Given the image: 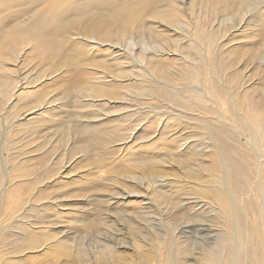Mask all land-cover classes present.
<instances>
[{"label": "bare ground", "instance_id": "bare-ground-1", "mask_svg": "<svg viewBox=\"0 0 264 264\" xmlns=\"http://www.w3.org/2000/svg\"><path fill=\"white\" fill-rule=\"evenodd\" d=\"M28 1L24 4L20 0H0V22L6 24L16 17L19 11L27 14L26 4L36 2ZM126 1L119 4L115 0H43L45 6L37 5L39 11L34 20L10 25L7 30L2 31L0 33V124L3 125L4 120L11 116L9 110L27 107L39 110L44 98V93L40 88L45 83L61 82L63 84L62 93L70 96V92L74 91L72 85L76 89V86L80 84L79 73L85 74L83 72L86 70L93 71V74L87 73L86 79L79 85V87L83 86L80 92V97H83V100L80 99L81 103L94 104L102 101L108 106L117 104L112 107L115 113L120 112L119 109L124 108L123 105L142 109L139 108V104L130 105L131 101H137L135 103L140 101L141 107H144V104L155 102L158 106H154H168L183 113L185 115L183 117L205 118L208 123H205L204 119L201 121L202 125L196 124L205 131L201 133L210 144L207 147L209 149L204 147V150L205 148L208 150L207 152H203L202 149V152L198 153L195 158L189 157L186 153H184L185 156L182 154L169 157L164 154H154V152L145 153L138 159L128 158V162L135 169L141 170V174H135L132 177L128 174L125 179L138 177L146 180L147 186L142 188L143 192L136 191L138 189L128 186L124 177H122L123 180L120 177L117 178L115 184L122 186L128 192L126 195H141L150 191V195H155L156 199L165 200L166 196L154 186L159 184V180L167 177L165 172L172 166L173 171L171 172H174V176L178 175L177 177L180 176L185 181L181 186L185 189L184 186L190 185L196 198L194 197L184 205L181 202V204L178 202V205H174V210L170 214L171 218L191 217L202 222L206 211L208 213L219 212L218 217L221 218L211 217L205 221L210 222L211 225H217V221L221 220L219 221L221 224L218 225L227 232L226 240L224 238L223 253L220 254L215 249L203 248V246H201L203 249H197L194 253L188 247H183V243L178 240L175 243L172 239H164L163 243L158 246V243L149 244L140 237L136 238L135 243L137 250L139 249L136 253L138 256L141 253L142 258L139 256L140 258L131 264H264V148L262 149L261 146L262 141L258 140L264 138V99L258 97V94L255 97L257 92L244 86L247 79L242 71L233 69L231 62L225 60L223 48L226 45H222L221 42L226 38L225 34L232 30L231 25H229L231 28L226 26L229 18L244 17L245 10L258 0H191L186 4L187 8L183 6L184 0H129V4ZM7 5H12V7L8 9ZM185 8L187 12L190 10L194 15L187 17L183 11ZM193 9H196L197 13ZM69 11H71L70 15H68ZM145 18L151 20V23L154 22L156 27L153 29L145 26ZM0 28L1 31L3 27L0 26ZM181 40H186L187 44L182 46ZM40 42L41 45L37 47L36 45ZM27 46L30 48L36 46L35 50L47 56L51 63L58 60L55 61L57 63L52 70L41 79L42 81L38 75L34 81L32 80L27 85L24 83V85L21 83L22 79L14 76L15 70L12 68V63L14 66L20 49ZM149 50L150 53L147 52ZM165 52L166 54L171 53L176 63L173 64L175 62L173 59L171 63L169 57L165 70V66L163 69L160 66V69L155 68V63L157 65L160 63L156 61V54L164 57ZM262 54L257 52V56L254 57L259 64L263 60ZM92 58H98V63L92 62ZM163 61L160 63L162 66ZM69 71L77 72L70 73ZM62 74L67 75L60 77ZM69 83L72 85H67ZM194 85L200 87L195 88ZM108 97L119 98V100L113 102ZM48 101L46 105L52 103V100ZM14 102L12 107L8 104ZM217 103L222 106V110L216 112L214 104L218 105ZM7 104L11 108L4 113ZM153 113L175 116L179 123L195 124L193 120L186 121L180 118L178 113L167 111L163 113L153 111ZM145 115L147 113L141 112V117ZM127 118H130L129 113L118 115L110 121L111 124H118L113 127L119 129H116V133L111 132L112 134L106 132L109 133L107 136H104V133L101 136L102 139L98 140L101 143L99 146L103 147L104 151L117 149L119 148L118 142L132 138L137 120L135 119L132 125ZM156 119V117L152 118V120ZM179 123H174L173 126L166 125L165 128L170 130ZM26 125L18 126L15 130L4 127V130L7 129V133L13 136L26 129ZM66 129L69 130L68 127ZM66 129L64 127L63 131L65 132ZM76 129L74 131L80 137L79 141L73 143L76 148L89 152L97 146L96 136H93L95 129L91 127ZM231 131L234 134L233 137ZM238 135L245 136L251 141L253 152L256 150L254 147H257L261 153L254 155L252 152H242L237 142ZM171 143L174 146L178 142L172 140ZM1 144L2 137L0 138ZM178 147H181V144ZM183 152L179 151L178 154ZM15 155L16 153L11 152L10 162L14 163ZM187 156L186 160L183 159ZM33 162H35L34 159H23L11 166L9 170L7 168L9 164L0 158V222L4 223L9 216L12 217L20 209V206L23 207L21 196L26 195H23L26 189L36 190V193L31 190L33 195L30 190V192L27 191L33 197L31 200L34 202L36 201L34 197L42 193L44 180L51 175L54 176L56 165H45L47 164L45 155L39 156L35 165ZM177 163L185 166L191 165V167L188 166L189 169L181 175L176 170L178 165L175 166V164ZM55 179L57 180V177ZM173 181L179 182L175 178ZM129 188H131L130 191ZM124 193L121 196L124 197ZM5 197L10 200L6 204L9 206L7 208L5 206L7 210L3 209L4 205L2 206L1 203ZM166 201L168 205L173 203L172 199ZM33 202L24 207L25 214L28 212L34 214V210L30 209L35 204ZM2 211L6 213L3 214ZM21 212L23 214V208ZM32 217L37 216L34 214ZM16 223L31 230L28 235L25 233V238L20 241L24 250L33 249L41 241L44 242L45 248L47 245L55 244L63 251L69 249L66 242L57 240L55 236H47L40 229H36L35 224L31 222H22L21 219L13 220L7 227H11L12 224L16 225ZM96 224H98L97 221L94 225ZM6 234L0 232V241L4 237L8 238ZM183 242L187 244V241ZM123 254L106 245L96 250L93 261L95 264H126L123 262L125 261ZM79 255L78 257L82 258ZM185 255H189L190 258L189 256L183 258ZM194 255H197V259L191 258Z\"/></svg>", "mask_w": 264, "mask_h": 264}, {"label": "rangeland", "instance_id": "rangeland-1", "mask_svg": "<svg viewBox=\"0 0 264 264\" xmlns=\"http://www.w3.org/2000/svg\"><path fill=\"white\" fill-rule=\"evenodd\" d=\"M20 1L24 4L29 2L28 0ZM34 1L37 3L32 2V4H26V7L28 8V12H26L27 14L23 11H19L18 15L6 24L0 22V26L3 27L0 33L7 30L10 25L23 24L26 21L34 20L35 17L38 16L37 11H39V9L37 8V5L40 7L45 6L42 2L43 0ZM125 1L126 0H115V2L119 4L125 3ZM184 1L185 4L183 6L186 7V4L191 0ZM126 2L129 4V0ZM9 7H12V5H7L8 9H10ZM186 8L183 9V11H185L187 17L190 18L194 14L191 13L190 10L187 12ZM193 11L197 13L196 9H193ZM245 11L246 13L244 17H230L227 21L226 26L229 27V25H231L232 28H229L232 30H229L227 32L228 34H225L226 38L221 41L222 45H226L223 48V57H225V60L231 62L233 69L243 72V75L247 79V83L244 86L256 91L257 93L255 94V97H257L258 94V97L264 99V0L255 1L254 5L249 6ZM70 14L71 11H69L68 15ZM199 15L203 17L201 14ZM144 24L153 29L156 27V24L154 22L151 23V20L149 21L148 18H145ZM181 44L182 46L183 44L185 46L187 41L181 40ZM40 45L41 42L36 46L38 47ZM36 46H32V48L27 46L20 49L17 54L18 59L14 62L15 67L12 63V68L15 70L14 76H18L22 79V84L25 83L27 85V83H30L32 80L34 81L38 75H40V81H42L41 79L45 77V75H47L55 66V63H57L55 61L58 59L51 63L47 56L35 50V48H37ZM147 52L150 53L151 51L149 50ZM257 52H260V54L263 53L261 64L258 63V60L254 59ZM174 53L176 54V52ZM156 56L157 62L161 63L163 60L165 61H163V66L160 63L159 65L155 63V68L160 69L161 67L163 69L168 63L169 57L171 58V63L173 60L175 61L173 64L176 63V60L172 58L173 56H171V53L166 54L164 57L157 54ZM76 57L78 56L76 55ZM92 59V62L98 63V58ZM107 61L109 62V60ZM99 64H96V66H99ZM165 69L166 66L164 70ZM69 72L76 73L77 71ZM83 73L85 74L79 73L78 75L81 76V79L79 80L80 84L83 83L88 74H93V71L86 70V72ZM66 75L67 74H62L60 77H65ZM75 76L77 77V75ZM54 83H45L41 86L42 88L40 89H42L41 91L44 93V98L43 103L40 104L39 110L33 107H27L29 109L25 108L26 110L21 108H17V110H9L15 102L12 104L8 103L11 107L7 104L5 108L6 110L3 107V110H5L4 113H7L8 110L11 112V116L4 120L3 125L0 124V138L2 137L0 158L3 162L9 164L7 165V168L10 170L11 166L17 164L18 161L23 159H34L35 162H33V165H35L36 160L42 155H45V160L47 162L45 165L55 164L56 168L53 173L54 176L51 175L52 177H47L48 180H46L47 178L45 176V183L41 189L42 193L37 197H34L37 201H34L36 206L34 204L30 209L34 210V214L37 217H32V215L34 216L33 213L30 214L28 212L25 214L24 207L33 202V197H31V195L36 193V190L33 191L32 189H26V192L32 190L34 193L31 191L30 193L32 194L30 195V193L24 191L23 195H26L21 196L23 198H21L23 200V207L20 206V209L17 210L12 217L9 216V219L4 221V223L0 222V232L8 234H6V237L8 238L4 237L5 240L2 238L3 241H0V264H95L93 261L94 253L96 250H99L106 245H109L113 249L115 248L116 251L124 253L123 255L126 257L124 256L125 259L123 258V260L125 261L123 262L131 264L132 262H135L137 258L141 257V253L139 254L140 257L138 256V253H136L137 251L139 252V249L137 250L135 243L136 238L140 237V239H144L149 244L156 242V244L158 243V246L163 243L164 239H172L175 243L180 241L183 243V247H188V249L193 250L194 253L197 252V249L207 247L208 249H215L222 254L227 232L223 227L219 226L221 224L219 221L221 220L217 221L219 225L217 223H215L217 225H211L210 222L205 221L207 218L211 217L215 219L221 218L218 217L219 212H215L216 214L212 212V214L206 211L203 217L205 223H203V221L198 222L191 217H185V219L171 218L170 214H172L174 210V205H178L180 202L184 205L193 200L194 197L196 198V194L191 190L190 185L184 186L188 189H184L181 186L185 181L182 177H177L178 175L176 177L174 176V172H171L173 171L171 169L172 166L165 172L167 177L162 178L163 180H159V177V179H157L160 181L159 184L154 186L166 196L167 199L165 200L156 199L155 195H150V191H148L147 194L126 195L128 192L118 183L115 184V181L119 177L123 180L122 177L125 179V176L128 177V174L130 175L129 177H132L135 174H141V170H138L137 168L135 169V167L128 162V158L138 159L143 157L145 153L149 152H154V154L158 155L164 154L169 157H177L178 155H184V153H186L189 157L195 158L198 153L202 152V149L203 152H207V149H209L207 147H209L210 144L202 134L205 133V131L196 124L198 123L202 125L203 122L201 121L205 118H194V116L183 117L185 116L183 113L181 114V112L179 113V111L177 112L168 106L159 105V107H157L158 105L155 102H150L151 104H144L143 102L145 106L141 107L142 103L140 101V103H135L137 101H133V103L131 101L132 103L130 102V105L133 104L135 106L136 104H139V108L142 109L123 105L124 108L119 109L120 112L113 113L115 110H113L112 107L117 104H109L108 106L102 101L94 104L88 102L85 104L81 103L80 99L82 98L81 100H83V97H80V92H82L83 87L82 85L80 87V84L78 85L80 89L79 91L77 86L76 90L74 89V85L70 83L67 84L72 85V90H74L71 91L72 93L70 92L72 96H68L67 93H62L63 84H61V82ZM196 86L200 87L199 85H194L195 88ZM76 92L79 93V97ZM108 98L113 102L119 100V98L115 99V97ZM48 100H52V103L46 105V102H49ZM217 104L218 105L214 104L216 112L222 110V106L219 103ZM161 106H163V108ZM148 108H150L152 112H150ZM153 111L156 113H163L164 111L174 114L178 113L180 118L186 121L193 120L195 124L179 123V120L175 116L165 114L156 115ZM141 112H145L147 115L141 117ZM126 113L130 114V118H127V120L132 125L133 121L135 119L137 120L136 127L133 128L135 133L133 132L134 134L132 135V138L127 139L126 137V141L118 142L119 148L107 152L104 151L103 147L99 146L101 143H99L98 140L102 139L101 136H103L104 133V136H107L109 133L112 134L111 132L116 133V129L119 128L113 126H117L118 124H111L110 121L117 118L118 115L122 116ZM153 117H156L157 119L152 120ZM205 120L204 122L208 123V120ZM149 121L151 122L150 124L148 123ZM174 123H179V127L176 125L170 130L165 128L166 125L173 126ZM24 125L27 126L26 129H23L21 133H17L16 135L13 134V136L8 134L9 132L7 133V129L6 131L4 130V127L15 130L16 127ZM82 126L86 129L91 127L97 131H94L93 133V136H96L97 146L93 143L96 147L89 152H84L83 149L76 148L73 145L75 141L77 142L80 139L74 130L76 128H84ZM64 127L65 129L68 127L69 130L66 129L64 132ZM198 128L199 130L201 129V131L197 130ZM128 130H130V128ZM1 131H3V133ZM233 136L234 134L232 132V137ZM72 139L74 140L73 142ZM203 139L207 142H204ZM262 139L258 140L260 142L262 141L261 146L263 149L264 138ZM172 140H176L178 143L172 146ZM237 142L239 143L238 146L242 152H252L254 155L256 153H261L257 147H254V150L256 149L255 152L252 151L253 147L251 141L246 139L245 136L238 135ZM180 144L181 147H178ZM232 145L235 147L234 144ZM204 147L207 149L205 148L204 150ZM30 151L32 152L28 155ZM179 151L184 152L178 154ZM11 152L16 153L14 156V163L13 161H9ZM126 154L128 155L125 156ZM130 155L132 157H130ZM188 156L183 159L186 160ZM174 163H176L175 160ZM177 165L178 167L176 170L181 175L186 169L191 167V165H188V167L183 164L179 165V163L175 164V166ZM131 169H133V171ZM40 171L42 170L40 169ZM56 177L57 180L55 179ZM174 178L179 182L173 181ZM125 181L128 186L137 188L138 190L136 191L140 192H143L142 188H145V185L147 184H145L146 180H141L138 177H136V179H125ZM130 190L131 188H129V191ZM123 193L125 194L124 197L121 196ZM168 199H172L173 203H169L168 205L166 203V200ZM4 200H6V202ZM9 202L10 200H8L7 197L2 199L1 203L2 206L4 205V210H7L6 208L9 205L6 204ZM22 208L23 214L21 212ZM183 208L184 207H182V209ZM2 213L4 214L6 212L2 211ZM20 219L22 222L28 221L35 224L34 227L43 231L47 236H55L57 240L66 242L69 249L63 251L55 244L47 245V248H45L43 241L33 249H22L20 241L25 238V233L28 235L31 230H28L20 223V225L16 223V225L12 224L11 227H7V225L13 220L18 221ZM96 221L98 224L94 225ZM42 225L44 226L41 227ZM46 226L50 227L47 228ZM183 241H187V244H184ZM201 246H203V248ZM211 246L213 248H211ZM78 254H80L79 256H82V258H79ZM142 256L144 255L142 254ZM188 256L189 255H185L183 258ZM188 258H190V256ZM191 258L197 259V255H194L193 257L191 256Z\"/></svg>", "mask_w": 264, "mask_h": 264}]
</instances>
